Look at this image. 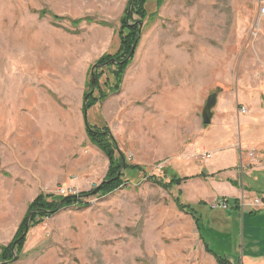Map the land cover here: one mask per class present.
Instances as JSON below:
<instances>
[{
	"label": "rangeland",
	"instance_id": "374dc122",
	"mask_svg": "<svg viewBox=\"0 0 264 264\" xmlns=\"http://www.w3.org/2000/svg\"><path fill=\"white\" fill-rule=\"evenodd\" d=\"M127 2L0 0V245L12 241L16 231L12 234L9 227L34 194H57L60 189L79 193L103 180L108 161L87 138L82 97L91 66L119 48V19ZM263 5L264 0H164L160 6L155 0L146 2L147 17L124 72L133 68L125 89L127 93L140 89L154 71L160 78L171 56L181 68L196 62L193 76L180 67L173 73L177 78L172 82L178 87L174 102L188 115L180 128L179 150L158 158L145 155L146 141L155 149V133L140 110L143 102L123 92L124 78L118 92L87 110V121L99 128L106 125L127 162L143 164L145 172L125 174L127 184L114 192L89 196L84 198L87 205L44 218L28 229L21 253L6 264H29L26 250L36 259L53 253L56 264H217L205 252L192 216L176 207L177 195L215 228L203 229L214 235L221 252L215 251L238 262L247 244L240 227L225 222V210L197 203L211 192L208 183L199 187L182 182L165 189L151 182L149 175L168 181L173 161L202 164L196 158L201 152L188 147L201 132L202 108L215 89L220 98L235 93L254 96L264 109V20L259 21L257 14ZM85 16L108 25H71V19ZM150 58L154 71L145 72L140 67ZM107 66L100 67L101 82L109 73ZM242 107L243 102L236 103L239 112ZM42 122L49 148L43 157L45 171L40 173L38 156L29 149L35 142L28 131ZM187 129L191 133H185ZM193 170L191 166L190 171L175 173L184 176ZM212 185L217 193L226 192L224 186Z\"/></svg>",
	"mask_w": 264,
	"mask_h": 264
},
{
	"label": "crops",
	"instance_id": "0c3cea01",
	"mask_svg": "<svg viewBox=\"0 0 264 264\" xmlns=\"http://www.w3.org/2000/svg\"><path fill=\"white\" fill-rule=\"evenodd\" d=\"M209 50L215 52L212 48H209ZM173 52L174 50L172 49L171 53ZM173 58L174 56H171L168 60L167 65H165L166 70L160 78H158V73L151 67L153 66L152 59H146L144 61V67L140 68H144L145 72L153 70V77L147 74L143 85H140V89H134L131 93L126 92L125 86L126 80L129 77L128 75L133 68L129 69L127 74H124L125 77H123V79L125 78L123 92L127 95L129 94L132 98H139L138 100L143 102L140 110L145 114L147 127L151 128V132L155 133V149L154 147L148 146L147 141L142 148L146 156L152 155L156 158L169 156L176 153L180 148L179 132H181L180 128L182 127L183 119L188 115L184 112L185 108L181 111L180 105L174 102L176 98L175 94H173L174 88L178 87L172 82L174 78H177V75L173 73L178 71L180 65ZM192 67L195 69L193 70ZM189 69L192 70L190 71ZM180 70L193 76L197 72L196 62L184 65V68ZM138 90L139 94H137ZM237 102H243L245 104V113H240L237 110ZM212 111L213 115L210 123H202V127L200 128L201 132L194 137L193 142L188 147V150L194 152H209L211 159L206 161V158L203 162L201 160L202 164L200 162L191 164L190 162L188 166L182 165L185 164L183 161H178L177 163L173 161L172 173L176 174L175 172L178 169L190 171L191 166L195 167L192 174L184 175L188 177L184 182H189L192 186L198 185L199 187H201L203 182H206L211 187V192H205L204 196L206 197L197 199V203L201 202L205 205H210L213 201L212 199H228L229 197L231 199H237L239 208L234 209L233 203H230L229 209L225 210L222 217L226 220L225 222L229 221L233 223L237 229L240 227L239 232L241 231L243 235V241L244 237L247 238V244L245 245V251L243 249V256H241L238 262L234 258H228V261L231 264H264V109L258 105L254 96L249 97L235 93L228 96H221V98L217 96ZM43 125V122L42 124H34L30 128V131H28L30 140L35 142V146L29 147V149L35 150V156H38L39 168L37 172L40 173L45 171L43 166L47 162V159L43 157H47L48 154L46 151L49 148L44 142L46 136L49 134ZM184 132L191 133L188 129ZM58 139L61 140L60 137ZM239 146L242 148L241 160L238 156ZM57 148L55 146L53 149ZM250 149L255 150V159L248 157L247 152ZM138 165L144 166L143 164ZM199 165L202 168H198ZM212 184L224 186L226 192L221 194L217 193ZM38 194H34L30 201ZM254 199H259L260 205H255L253 203ZM26 204V208L14 219V224H11L9 227V231H12V234L17 230L20 221L25 215L29 202ZM203 208L205 209L206 207ZM204 211L206 213V210ZM195 215L203 218L202 212L200 211H196ZM192 221L195 224L193 218ZM218 222L221 221L218 219ZM221 224L219 223V226ZM204 227L206 229L213 228L205 222ZM229 227H232V225ZM222 228L224 229L226 227ZM211 238L205 234L203 241L211 247L217 246L215 245L217 241L214 238L212 241ZM203 241L201 239V242L204 244ZM25 252L28 255L27 258H30L29 264H56L53 253H51L52 256H48L49 253H47L36 259L34 255H31L32 253H28L27 250ZM206 253L210 254L209 252ZM210 255L213 257L212 254Z\"/></svg>",
	"mask_w": 264,
	"mask_h": 264
},
{
	"label": "trees",
	"instance_id": "16d2710c",
	"mask_svg": "<svg viewBox=\"0 0 264 264\" xmlns=\"http://www.w3.org/2000/svg\"><path fill=\"white\" fill-rule=\"evenodd\" d=\"M147 1L148 0H132L130 12L129 14H127L129 3L128 0L124 13L119 19L118 50L113 55L103 54L96 61V63H104L114 58L117 63H109V65L107 66L109 73L105 77L103 82L100 81L101 76L103 74L102 69L98 67L94 70V87L91 92L90 68V81L87 83V88L83 93V98L85 95H87V99L84 103L87 110L92 108L96 103L105 100L110 94L119 91L124 77L125 69L133 58L131 57L127 60L126 57L130 51L133 42L136 40L138 43L140 38V34H138V25L136 24V22L138 20L143 22L147 17V13L145 10V4ZM163 1L164 0H155L157 6H160ZM50 16L55 19L61 18L60 16H57L55 14H50ZM70 22L73 26H78L82 22L88 24L97 23L101 25H108L107 22L97 21L92 16L71 19ZM76 31L77 30H75V32ZM85 132L90 143L95 145L107 158L108 166L103 180L88 191L79 192L77 195L66 199L59 207L58 204L60 200L63 199L65 196H60L56 194H46L43 192L35 196L33 200L29 202L25 215L20 221L16 230V234L14 235L12 241L7 245H0V264L9 263L12 260L13 243L22 234L26 225L28 226V229H30L40 224L44 220V218L51 217L63 208L71 206L81 207L83 205H87L88 202L84 198H87L89 196L103 197L114 192L118 188L126 185L128 179L125 178V174L145 172L144 166L127 162L125 155L119 150L114 137L112 136L109 128L106 125L102 126V128H99L88 123V126H85ZM123 159H125L124 162ZM118 173L119 175L116 176ZM168 176V181H165L163 178L156 177L155 175H149V180L162 188L169 189L175 186H179L188 178L186 176H177L174 173H170L168 174ZM174 200L177 205L176 207L180 211L190 214L192 216L199 233V238L203 241L204 235L206 234V232H204V219L200 216L195 215L193 207L191 205L183 204L180 200L179 195L175 196ZM227 203L228 205L230 203H233L234 209L239 208L237 199H232L231 202L227 199ZM207 235L208 237H212V241L215 239L214 235L211 232L208 231ZM25 240L26 236L22 237L15 245V251L17 255L21 253ZM203 245L205 251L213 255L217 264H231L226 256L219 254L215 251V249L220 251L218 249V244H215L217 246L211 247L210 245H207L204 242Z\"/></svg>",
	"mask_w": 264,
	"mask_h": 264
},
{
	"label": "water",
	"instance_id": "95a60500",
	"mask_svg": "<svg viewBox=\"0 0 264 264\" xmlns=\"http://www.w3.org/2000/svg\"><path fill=\"white\" fill-rule=\"evenodd\" d=\"M131 2L132 0L129 1V4H128V10H127V14H129L130 12V8H131ZM142 21H137L136 24L138 25V34H140V31H141V27H142ZM136 45H137V41L135 40L130 48V51L126 57V59L128 60L129 58H131L133 55H134V51H135V48H136ZM109 63H114L116 64L117 61L113 58V59H110L109 61H106L104 63H95L91 66V89H90V92L93 90V87H94V70L98 67H104V66H107ZM89 92V93H90ZM217 93H218V89H215L214 91H212L207 97H206V100H205V103L203 105V108H202V112H201V115H202V123L203 124H209L210 121H211V117L213 115V107L215 106V103H216V100H217ZM87 99V95L84 96L83 98V120H84V124L85 126H88V122H87V108L85 107L84 103H85V100ZM264 105V103H263ZM125 159H123V162H124ZM120 173V172H119ZM119 173L116 175L118 176ZM75 195H67L65 196L63 199L60 200L59 204H58V207L68 198L70 197H73ZM28 232V226L26 225L24 231L22 232V234L14 241L13 243V246H12V254H13V259L12 260H16L17 259V254H16V251H15V245L17 244V242L22 238L24 237Z\"/></svg>",
	"mask_w": 264,
	"mask_h": 264
},
{
	"label": "built area",
	"instance_id": "2783aa9c",
	"mask_svg": "<svg viewBox=\"0 0 264 264\" xmlns=\"http://www.w3.org/2000/svg\"><path fill=\"white\" fill-rule=\"evenodd\" d=\"M257 14H258L259 21L264 20V5L262 7H259L258 8ZM240 112L241 113H245L246 112V109L244 107H242L241 110H240ZM238 150H239V155L238 156H239V159L241 160L242 159V148L239 146L238 147ZM247 155L251 159H255L256 158V156H255V150L254 149L248 150ZM209 156H210V153L209 152L202 151L200 155H197L196 156V158L203 161L206 158H208ZM77 194L78 193L68 194L67 191H65L64 189H60L56 195L67 196V195H77ZM253 203L255 205H259L260 204V201H259V199H254L253 200ZM210 205H211L212 208H221L223 210L228 209V206H229L228 203H227V199L226 198L215 199L214 201H212L210 203Z\"/></svg>",
	"mask_w": 264,
	"mask_h": 264
}]
</instances>
